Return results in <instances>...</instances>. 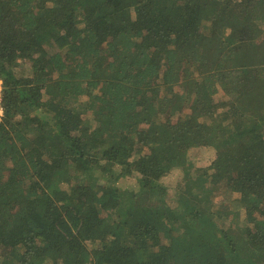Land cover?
<instances>
[{
	"label": "trees",
	"instance_id": "16d2710c",
	"mask_svg": "<svg viewBox=\"0 0 264 264\" xmlns=\"http://www.w3.org/2000/svg\"><path fill=\"white\" fill-rule=\"evenodd\" d=\"M0 79V264H264V0H0Z\"/></svg>",
	"mask_w": 264,
	"mask_h": 264
},
{
	"label": "rangeland",
	"instance_id": "374dc122",
	"mask_svg": "<svg viewBox=\"0 0 264 264\" xmlns=\"http://www.w3.org/2000/svg\"><path fill=\"white\" fill-rule=\"evenodd\" d=\"M179 120L176 116L175 118H173L172 120H168V121H165L166 123H164V126H168L171 121H177ZM234 167H238V165H235ZM239 171L237 169H234L231 177L228 178V180L224 183V187L227 188V187H233V188H236L237 187V184H238V181H239ZM127 186V185H126ZM104 214H107V210L104 209ZM207 224L210 225L209 227H213L214 226V221H212L211 219H207ZM50 264V263H48Z\"/></svg>",
	"mask_w": 264,
	"mask_h": 264
},
{
	"label": "built area",
	"instance_id": "2783aa9c",
	"mask_svg": "<svg viewBox=\"0 0 264 264\" xmlns=\"http://www.w3.org/2000/svg\"><path fill=\"white\" fill-rule=\"evenodd\" d=\"M1 87H2V80L0 79V118L3 115V108L1 105Z\"/></svg>",
	"mask_w": 264,
	"mask_h": 264
}]
</instances>
